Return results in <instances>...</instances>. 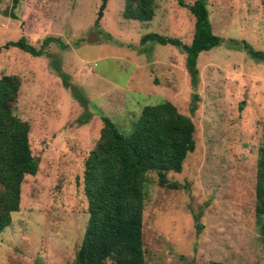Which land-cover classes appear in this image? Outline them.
<instances>
[{
	"label": "rangeland",
	"instance_id": "374dc122",
	"mask_svg": "<svg viewBox=\"0 0 264 264\" xmlns=\"http://www.w3.org/2000/svg\"><path fill=\"white\" fill-rule=\"evenodd\" d=\"M193 1L154 0L153 17L140 23L121 17L124 0H107L95 25L99 0H20L15 8L0 0V76L20 80L14 112L28 125L37 163L0 232V264H72L87 218L82 163L100 116L127 134L143 106L161 101L191 120L194 149L179 173L166 174L177 189L146 176L144 263L264 264V236L254 219L264 62L229 43L264 53V0H206L211 32L225 43L197 56L194 89L179 49L139 43L155 33L188 44L193 18L178 2ZM90 35L96 41L87 43ZM20 37L34 49L46 37L63 47L48 43L38 57L3 47Z\"/></svg>",
	"mask_w": 264,
	"mask_h": 264
},
{
	"label": "trees",
	"instance_id": "16d2710c",
	"mask_svg": "<svg viewBox=\"0 0 264 264\" xmlns=\"http://www.w3.org/2000/svg\"><path fill=\"white\" fill-rule=\"evenodd\" d=\"M20 0H11L15 8ZM107 0H99L94 24L102 16ZM185 8L193 18L188 44L178 39L146 33L139 43L171 45L184 54V68L194 89L197 82L196 59L225 43L211 32L206 0H194ZM154 14V0H124V20L148 22ZM63 45L56 38L42 39L34 49L20 37L3 47L16 48L32 57L42 54L48 43ZM227 43V42H226ZM251 59L264 62V53L244 41L230 40ZM55 73L57 69L55 68ZM20 88L16 75L0 76V232L10 223V215L18 210L20 184L24 176H33L37 163L28 146V125L15 114ZM196 101L197 96L192 95ZM193 101L189 112L195 110ZM101 127L94 146L82 163L81 189L86 202L87 218L72 264H145L141 240L145 182L153 173L160 187L177 189L169 183L168 173H179L186 155L193 151V124L177 112L168 101L143 106L131 123L127 134H121L114 123L100 116ZM254 219L264 236V147L257 149L254 184Z\"/></svg>",
	"mask_w": 264,
	"mask_h": 264
},
{
	"label": "water",
	"instance_id": "95a60500",
	"mask_svg": "<svg viewBox=\"0 0 264 264\" xmlns=\"http://www.w3.org/2000/svg\"><path fill=\"white\" fill-rule=\"evenodd\" d=\"M92 41H96V39L93 35H90L89 37H87V39H86L87 43H91Z\"/></svg>",
	"mask_w": 264,
	"mask_h": 264
}]
</instances>
